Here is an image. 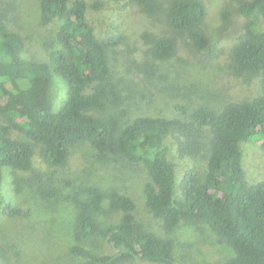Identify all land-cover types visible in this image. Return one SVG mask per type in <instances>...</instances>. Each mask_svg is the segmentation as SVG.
Masks as SVG:
<instances>
[{
	"label": "trees",
	"instance_id": "1",
	"mask_svg": "<svg viewBox=\"0 0 264 264\" xmlns=\"http://www.w3.org/2000/svg\"><path fill=\"white\" fill-rule=\"evenodd\" d=\"M135 2L147 16L157 15L152 0ZM40 8L45 24L62 21L58 48L48 63L26 59L22 37L0 17V183L3 168L29 171L32 166V145L12 138L13 130L39 145L51 168L63 166L72 147L89 145L99 160L120 156L144 167L149 179L143 188L145 205L165 232L182 220L203 222L233 251L227 264H264V179L246 182L240 147L259 138L264 152V0L239 2L243 33L229 56L236 76H263L260 94L220 110L176 106L170 117L131 118L120 87L124 81L112 80L107 58L120 40L96 39L85 0H40ZM164 15L170 34L142 35L150 59H173L180 37L196 52L211 51L210 37L201 29L207 16L203 1L171 0ZM56 78L67 85V98L57 111L50 97ZM174 156L191 162L179 184ZM41 194L55 196L52 191ZM71 203L74 241L90 247L80 246L72 254L86 264H179L170 241L136 224L135 202L125 194L91 187ZM104 204L117 221L107 222ZM99 239L112 246V254L94 252Z\"/></svg>",
	"mask_w": 264,
	"mask_h": 264
},
{
	"label": "rangeland",
	"instance_id": "2",
	"mask_svg": "<svg viewBox=\"0 0 264 264\" xmlns=\"http://www.w3.org/2000/svg\"><path fill=\"white\" fill-rule=\"evenodd\" d=\"M152 1L158 13L149 17L140 11L135 0H85L86 20L96 39L120 40L108 51L107 58L112 80L124 81L120 87L131 118L170 117L176 114V106L189 111L220 110L227 103L250 101L260 94L262 75L238 77L230 68V51L243 33V19L237 12L241 0H200L207 10L201 29L210 37L211 51L196 52L189 48L185 37H180L177 55L165 62L150 59V45L142 35L170 34L164 12L171 0ZM0 17L10 31L22 37L26 59L50 61V55L58 48L62 21L45 24L40 0H0ZM50 97L57 111L67 98V85L60 78H56ZM11 136L29 142L34 154L29 171L2 169L0 264H86L72 254L80 246L90 247L74 241L71 198L83 197L91 187L102 192L117 190L130 197L136 205V224L170 241L173 258L179 264H227L234 257L233 251L203 222L182 220L172 232H165L162 221L155 219L145 205L143 188L149 179L141 164L112 155L99 160L89 145L82 144L70 149L63 166L51 168L43 159L39 145L28 141L19 130H13ZM260 145L259 138L240 145L249 185L264 179V152ZM170 159L179 184L191 162L177 156ZM204 160L205 156L202 166ZM49 191L55 196L46 198L41 194ZM103 208L108 212L106 204ZM117 217L108 212L107 222H115ZM93 248L99 255L113 253L112 246L102 239Z\"/></svg>",
	"mask_w": 264,
	"mask_h": 264
}]
</instances>
